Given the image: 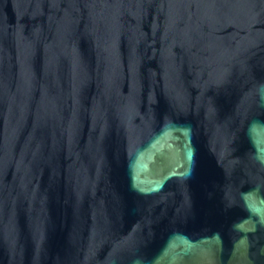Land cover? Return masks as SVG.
Returning <instances> with one entry per match:
<instances>
[{"label": "water", "instance_id": "95a60500", "mask_svg": "<svg viewBox=\"0 0 264 264\" xmlns=\"http://www.w3.org/2000/svg\"><path fill=\"white\" fill-rule=\"evenodd\" d=\"M0 264H264V0H0Z\"/></svg>", "mask_w": 264, "mask_h": 264}]
</instances>
